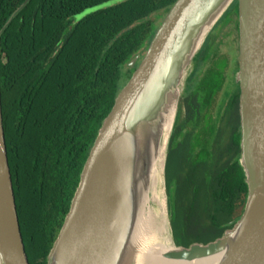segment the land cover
I'll return each mask as SVG.
<instances>
[{
  "label": "trees",
  "instance_id": "obj_1",
  "mask_svg": "<svg viewBox=\"0 0 264 264\" xmlns=\"http://www.w3.org/2000/svg\"><path fill=\"white\" fill-rule=\"evenodd\" d=\"M108 1L0 0L1 126L27 264H45L95 135L176 0H124L74 21ZM237 100L236 88L211 142L179 144L171 131L164 181L176 247L218 239L241 214Z\"/></svg>",
  "mask_w": 264,
  "mask_h": 264
},
{
  "label": "water",
  "instance_id": "obj_2",
  "mask_svg": "<svg viewBox=\"0 0 264 264\" xmlns=\"http://www.w3.org/2000/svg\"><path fill=\"white\" fill-rule=\"evenodd\" d=\"M234 3L237 32L239 159L246 196L239 218L207 244H173L161 259L192 263L264 264V0H176L127 82L113 100L79 173L45 264H132L148 183V139L176 106L186 69L222 13ZM135 57L128 68H132ZM187 75V74H186ZM185 75V76H186ZM186 79V78H185ZM175 111V108H174ZM173 115L166 139L174 125ZM166 209L167 197H166ZM0 264H27L7 167L0 113Z\"/></svg>",
  "mask_w": 264,
  "mask_h": 264
},
{
  "label": "bare ground",
  "instance_id": "obj_3",
  "mask_svg": "<svg viewBox=\"0 0 264 264\" xmlns=\"http://www.w3.org/2000/svg\"><path fill=\"white\" fill-rule=\"evenodd\" d=\"M174 108V104L171 103L161 115L158 134L155 139H148L146 157L149 164V177L142 196V208L138 219L139 233L137 244L139 248L135 256H133L132 264H186L172 263L161 259L162 254L171 249L160 178L164 147L170 131ZM218 257L217 255L187 264H215Z\"/></svg>",
  "mask_w": 264,
  "mask_h": 264
},
{
  "label": "rangeland",
  "instance_id": "obj_4",
  "mask_svg": "<svg viewBox=\"0 0 264 264\" xmlns=\"http://www.w3.org/2000/svg\"><path fill=\"white\" fill-rule=\"evenodd\" d=\"M122 1L124 0H110L96 8L84 10L79 15L74 17V21L79 20L86 14L96 9L106 8L112 5H116ZM228 9H226L222 13V15L215 22V24L211 27L210 31L204 38L203 44L200 47L198 54L195 56L193 62H191L188 68L186 69V73L184 74L183 81L181 82V85L179 88V95L177 98L175 111H174L175 119H174V125H173L172 132H174L175 129L177 128V134L175 136V139L180 140L184 133L182 131V128H181V133L179 132V126L181 125V121H179L181 118L180 96L181 97L184 96L186 87H188V85H191V87L194 86L195 80L199 78V76L201 75L202 68L204 69L212 65V68L210 69V73L215 72L216 74H218V77L215 79H205L204 78L203 79L204 84H210L212 87H215V86L218 87L219 85L222 86V84L225 83L226 86H225L224 91L227 92L229 90L231 83H234L233 77L237 71V35L234 31V28H231V29L230 28L223 29V28L228 25L232 17L231 13H233L234 15L235 10L233 8L229 10ZM149 19L152 20L153 18L150 17ZM161 20L162 19H157L154 21V23L159 24L161 23ZM218 80H220L219 83H218ZM188 82L190 83L188 84ZM224 101H225V98L222 95V97L218 100V102H220V104H223ZM178 112L180 115L178 114ZM210 118L211 117L209 116V113L205 114L204 121L206 125L208 124ZM206 128L209 131V128L207 126ZM172 136H173V133H172ZM167 175L169 178L168 188H169V191H171L172 190V180H171L172 165L171 164H168L167 166ZM160 188H161L162 196L164 197L165 218H166V221L168 222V215H167V209H166V197H165L164 190H163L162 174L160 178ZM153 193L155 194V192ZM169 206H170V212L172 213L171 204ZM168 233L170 236L169 230H168ZM170 244L172 245V242H170Z\"/></svg>",
  "mask_w": 264,
  "mask_h": 264
},
{
  "label": "flooded vegetation",
  "instance_id": "obj_5",
  "mask_svg": "<svg viewBox=\"0 0 264 264\" xmlns=\"http://www.w3.org/2000/svg\"><path fill=\"white\" fill-rule=\"evenodd\" d=\"M229 9H231V7ZM231 16L232 17L230 22L223 29L234 28V31L237 35L236 15L235 13L234 15L233 13H231ZM128 63H130V61ZM127 64L126 66L128 68ZM211 68L212 65L204 69L202 68L201 75L199 76V78L195 80L194 86L191 87V85H188V87H186L184 96H182L183 98L180 96L181 118L179 121H181V125H180L181 127L179 126V132L181 133V128H182V131L184 133L180 140L175 139V141L177 140L176 142L179 144H183L188 136L191 137V142H190L191 144L195 143V139H197L198 141V143L196 144H199L204 141L211 142L213 136L211 137L210 132L215 128H220L225 126V123L228 122L230 111L227 112V106L231 98L233 97L236 88L238 89V86L235 83H231L229 90L226 92L224 91L226 86L225 83H223L222 86L219 85L218 87L216 86L212 87L210 84H204L203 79L204 78L209 79L208 76L209 74L214 75L215 78L218 77V74H216L215 72L210 73ZM219 82L220 80H218V83ZM189 83L190 82H188V84ZM222 95L224 96L225 101L223 102V104H220L218 100L222 97ZM207 113H209V116L211 118L209 119V122L206 125L204 121V116ZM237 118H238V100H237ZM206 126L209 128V131L207 130Z\"/></svg>",
  "mask_w": 264,
  "mask_h": 264
}]
</instances>
